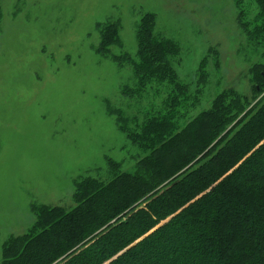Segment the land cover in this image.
I'll return each instance as SVG.
<instances>
[{
    "label": "rangeland",
    "instance_id": "obj_1",
    "mask_svg": "<svg viewBox=\"0 0 264 264\" xmlns=\"http://www.w3.org/2000/svg\"><path fill=\"white\" fill-rule=\"evenodd\" d=\"M260 3L0 0V264L17 237L38 232L45 208H75L117 175L139 182L170 129L222 101L242 105V117L264 97ZM150 27L177 45L173 73L134 67ZM113 184L118 197L130 192ZM165 249L159 241L154 251Z\"/></svg>",
    "mask_w": 264,
    "mask_h": 264
},
{
    "label": "trees",
    "instance_id": "obj_2",
    "mask_svg": "<svg viewBox=\"0 0 264 264\" xmlns=\"http://www.w3.org/2000/svg\"><path fill=\"white\" fill-rule=\"evenodd\" d=\"M262 24L263 30L264 17ZM147 33L140 34L134 67L172 71L177 45ZM258 65L264 77V61ZM238 107L222 101L178 133L170 129L139 182L113 179L130 190L122 197L112 181L75 208H45L38 232L17 237L4 264H155L165 255L168 261L158 264H264V97L242 117ZM145 199L131 217L118 218ZM159 241L163 253L154 251Z\"/></svg>",
    "mask_w": 264,
    "mask_h": 264
}]
</instances>
